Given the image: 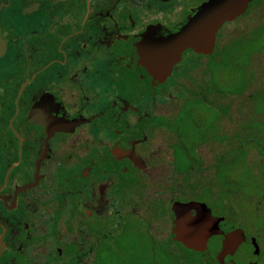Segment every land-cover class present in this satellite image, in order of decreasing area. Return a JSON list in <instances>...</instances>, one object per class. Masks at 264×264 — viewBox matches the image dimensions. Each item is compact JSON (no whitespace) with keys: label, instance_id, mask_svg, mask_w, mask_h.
<instances>
[{"label":"flooded vegetation","instance_id":"1","mask_svg":"<svg viewBox=\"0 0 264 264\" xmlns=\"http://www.w3.org/2000/svg\"><path fill=\"white\" fill-rule=\"evenodd\" d=\"M192 3L0 0V264H100L129 238L135 251L216 260L223 236L202 252L172 240V206L204 204L222 234L234 230L211 206L228 209L209 185L210 151L179 130L192 64L222 63L225 23L210 54L185 50L163 80L139 47L182 25ZM185 163L201 164L207 189L192 166L181 182Z\"/></svg>","mask_w":264,"mask_h":264},{"label":"rangeland","instance_id":"2","mask_svg":"<svg viewBox=\"0 0 264 264\" xmlns=\"http://www.w3.org/2000/svg\"><path fill=\"white\" fill-rule=\"evenodd\" d=\"M203 1L192 4L199 7ZM247 6L221 29L223 37L227 34L225 44L217 46L222 63H193V89L179 96L181 140L191 150L208 148V173H218L209 185L228 201L226 210L211 206L227 215L226 229H242L247 240L226 261L216 258L211 264H264V0H250ZM185 65L176 71L184 72ZM191 166L192 182L207 189L208 181L198 178L200 163L182 164L181 182ZM251 238L258 244L257 256ZM123 245L112 257L101 254L100 264H205L202 256L183 249L171 254L166 247L153 255L135 251L130 238Z\"/></svg>","mask_w":264,"mask_h":264},{"label":"water","instance_id":"3","mask_svg":"<svg viewBox=\"0 0 264 264\" xmlns=\"http://www.w3.org/2000/svg\"><path fill=\"white\" fill-rule=\"evenodd\" d=\"M250 0H207L195 9L186 21L173 32L163 33L154 38L146 35L140 43L145 59L154 63H143L157 79H165L178 64L182 52L190 49L199 54H210L214 47L217 31L226 22H232L243 15ZM159 62V63H156ZM161 62V63H160ZM204 212H202V210ZM194 214L191 218L190 215ZM204 204L189 202L175 203L172 206V240L181 243L186 249L202 252L207 250L208 242L216 236H223L222 250L217 258L224 259L246 242L242 229H234L226 234L218 228V221L209 215ZM199 233L195 238L194 234ZM253 254H259L255 238L250 239ZM248 264H256L250 262Z\"/></svg>","mask_w":264,"mask_h":264}]
</instances>
